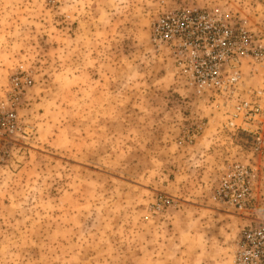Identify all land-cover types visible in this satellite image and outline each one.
I'll return each instance as SVG.
<instances>
[{"label":"rangeland","instance_id":"1","mask_svg":"<svg viewBox=\"0 0 264 264\" xmlns=\"http://www.w3.org/2000/svg\"><path fill=\"white\" fill-rule=\"evenodd\" d=\"M176 8L264 31V0H0V111L32 80L0 126V264H231L249 222L212 192L237 148L150 42Z\"/></svg>","mask_w":264,"mask_h":264},{"label":"built area","instance_id":"2","mask_svg":"<svg viewBox=\"0 0 264 264\" xmlns=\"http://www.w3.org/2000/svg\"><path fill=\"white\" fill-rule=\"evenodd\" d=\"M150 42L181 86L206 96L236 152L220 167L213 199L247 218L231 264H264V31L248 16L232 20L218 8H176L158 15ZM32 80L11 78L0 126L13 131L18 95ZM199 122L184 130L192 142Z\"/></svg>","mask_w":264,"mask_h":264}]
</instances>
